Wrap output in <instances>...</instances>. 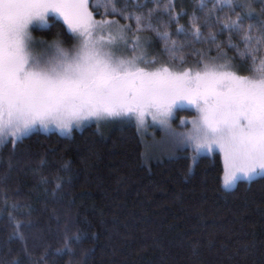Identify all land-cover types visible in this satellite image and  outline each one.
Instances as JSON below:
<instances>
[{
  "label": "trees",
  "instance_id": "1",
  "mask_svg": "<svg viewBox=\"0 0 264 264\" xmlns=\"http://www.w3.org/2000/svg\"><path fill=\"white\" fill-rule=\"evenodd\" d=\"M125 2L117 0V8ZM159 2L152 24L175 33L176 23L169 24L164 12L169 0ZM127 3L128 11H136L133 0ZM175 5V11L183 7L189 13L179 23L191 30L189 16L198 9V0H175ZM261 6L258 2L257 14ZM153 7L148 0L140 11L146 16ZM197 14L202 23L205 13ZM225 15L230 13H221ZM111 17L135 29L134 20ZM50 24L33 32L72 41L62 20L51 17ZM211 31L218 33V28ZM203 32L207 36L209 29ZM139 35L150 38L145 44L148 56L160 64L171 62L155 32ZM228 35L218 33L216 43L191 45L183 36L173 39L183 45L188 67L200 59L193 55L196 50L216 57L217 44L238 62L236 50L226 46ZM232 38L240 40L237 34ZM143 147L136 126L129 122L99 128L92 122L67 135L34 131L14 153L11 142L0 146V264H264V176L238 180L226 190L218 152L202 155L192 165L186 151L149 158ZM58 180L63 187L54 193ZM13 204L20 207L13 209ZM29 221L33 226L22 228L18 237L16 222ZM66 236L80 237L70 245L74 256L56 255Z\"/></svg>",
  "mask_w": 264,
  "mask_h": 264
},
{
  "label": "snow or ice",
  "instance_id": "2",
  "mask_svg": "<svg viewBox=\"0 0 264 264\" xmlns=\"http://www.w3.org/2000/svg\"><path fill=\"white\" fill-rule=\"evenodd\" d=\"M152 2L155 7L148 8L145 16L140 10L148 0L143 4L133 0L136 11L127 10V0L122 9L117 8V0H0V146L11 142L14 153L17 144L37 128L55 127L64 135L93 120L99 128L102 122L135 116L141 126L151 116L165 125L174 110L186 103L197 115L190 122L181 121L192 127L174 134L173 140L183 150L191 149L192 165L218 149L224 189H232L238 180L264 176V0L259 14L251 0H198V9L189 16L191 30L179 23L189 13L183 7L175 11V0H169L164 12L169 24L176 23L175 33L154 27L152 18L161 4ZM101 7L103 13L98 11ZM226 10L230 15L222 17ZM198 11L205 13L202 23ZM94 12L134 20L135 29L119 19L97 20ZM50 17L62 20L79 43L72 54L61 50L55 61L42 63L31 54L29 29L32 25L51 27ZM214 27L218 33L229 34L226 46L236 50L239 61L217 44L216 57L196 50L193 55L200 59L185 67L188 60L183 45L173 35L183 36L188 45L216 43ZM205 28L209 29L207 36ZM148 30L163 41L171 62L149 69V64L158 61L145 58L143 49L150 38L139 34ZM232 34L240 36L239 42ZM121 42L124 47L130 44L134 53L139 50V55L117 56ZM8 168L12 169L11 160ZM62 187L63 181L58 180L54 193ZM9 218H13L11 212ZM32 226L30 221L16 222L17 236L22 228ZM79 241V236H66L56 255L74 256L70 245Z\"/></svg>",
  "mask_w": 264,
  "mask_h": 264
},
{
  "label": "rangeland",
  "instance_id": "3",
  "mask_svg": "<svg viewBox=\"0 0 264 264\" xmlns=\"http://www.w3.org/2000/svg\"><path fill=\"white\" fill-rule=\"evenodd\" d=\"M258 2L261 3V0H251L252 6L254 9H256ZM95 18L97 20L102 19V18L115 19L111 16H107V17L95 16ZM50 20H51V17L49 18V23H50ZM35 27H38V28H45V27L40 26V25H32L30 26V29H29L32 40H33V47L31 49V54L34 58L40 60L42 63L47 62V61H55V59L60 56L61 50H63L64 52H68L69 54H72L75 51V48L77 47L79 43L75 39H72L70 43H66L58 35L46 37L42 34H36L33 32L34 30L33 28ZM105 36H107V33H105ZM129 39L131 40L130 34H129ZM143 51H144L146 60L151 62L153 58L147 55V53H150V52L145 49V46H144ZM116 55L123 57V58L130 59L133 55H139V50L136 53H134L131 49L130 44L128 47H124L123 43L121 42V44L117 48ZM157 64L158 65L149 64L148 67L149 69H151L152 67H156L160 65V63H157ZM140 66L145 67L144 64H141ZM196 115L197 114L194 108H192V106L185 103L183 106L178 107L174 110L172 118L165 125L160 124L158 121H153L151 116H147L144 124L141 126H138L135 116L113 119L107 122H102L101 125L107 126L108 124H115L118 122L132 123L136 126L139 132V135L141 137V140L144 146L143 149L145 150L143 151L144 155L148 156L149 154L150 155L153 154V155H159V156L163 155L164 156V155H171L175 152L186 151L187 153H189L190 155L189 157L191 161V155H192L191 149L183 150L181 147H178L174 143L173 137H174V134L186 133L188 130H190L192 127L191 123H186L185 125H182L181 121L190 122L196 117ZM92 122H95V121L93 120V121L85 122L79 128H82L84 125H87ZM34 131H42V132L56 131L60 133L57 129H55V127H51L48 131H45L39 128H37ZM64 135H67V134H64ZM215 152L219 153V150L217 149ZM221 160H222V157H221ZM222 164H223V161H222Z\"/></svg>",
  "mask_w": 264,
  "mask_h": 264
}]
</instances>
